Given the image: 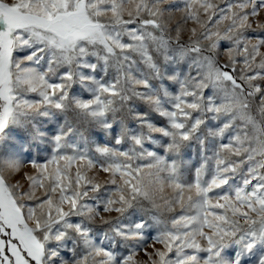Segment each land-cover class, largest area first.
Segmentation results:
<instances>
[{
	"label": "snow or ice",
	"instance_id": "6c2138e0",
	"mask_svg": "<svg viewBox=\"0 0 264 264\" xmlns=\"http://www.w3.org/2000/svg\"><path fill=\"white\" fill-rule=\"evenodd\" d=\"M0 264H264V0H0Z\"/></svg>",
	"mask_w": 264,
	"mask_h": 264
}]
</instances>
